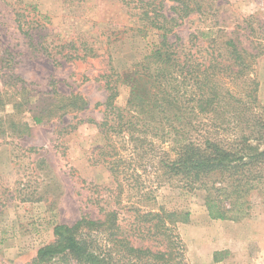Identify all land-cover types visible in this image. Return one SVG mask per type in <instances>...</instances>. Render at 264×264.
<instances>
[{
  "label": "rangeland",
  "instance_id": "obj_1",
  "mask_svg": "<svg viewBox=\"0 0 264 264\" xmlns=\"http://www.w3.org/2000/svg\"><path fill=\"white\" fill-rule=\"evenodd\" d=\"M202 1L213 6L186 18L169 39L187 44L193 35L223 30L259 51L255 74L264 106V0ZM134 20L122 0H0V264H28L54 240L56 225L85 213L97 217L104 199L116 208L136 201L132 172L112 175L101 156L107 140L86 122L103 119V75L131 68L158 43L157 34L138 32ZM23 21L33 28L22 30ZM118 89L124 104L129 89ZM67 96L83 97V109L63 108ZM149 170L138 168L143 185L151 184ZM156 194L158 205L190 212L178 226L190 264H264L260 195L252 197L247 217L222 221L208 216L201 191L164 185Z\"/></svg>",
  "mask_w": 264,
  "mask_h": 264
},
{
  "label": "trees",
  "instance_id": "obj_2",
  "mask_svg": "<svg viewBox=\"0 0 264 264\" xmlns=\"http://www.w3.org/2000/svg\"><path fill=\"white\" fill-rule=\"evenodd\" d=\"M122 2L138 32L157 34L158 43L131 68L103 75L107 97L98 103L103 119L86 122L107 140L101 156L112 175L119 179L132 172L137 199L118 208L104 199L97 217L85 213L72 224L56 225L54 240L28 264H190L178 231L190 212L158 205L156 191L164 185L201 191L213 220L247 217L255 194L264 202V106L255 74L260 52L242 47L223 30L193 35L187 44L177 36L169 39L186 18L206 13L210 2ZM27 24L19 26L29 31L33 27ZM120 85L129 89L124 104L117 102ZM84 103L81 96H67L62 107L83 109ZM4 105L0 97V109ZM142 166L153 175L150 185L140 183Z\"/></svg>",
  "mask_w": 264,
  "mask_h": 264
}]
</instances>
